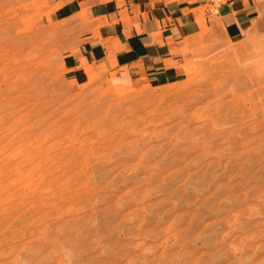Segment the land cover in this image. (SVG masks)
Segmentation results:
<instances>
[{"label": "rangeland", "instance_id": "374dc122", "mask_svg": "<svg viewBox=\"0 0 264 264\" xmlns=\"http://www.w3.org/2000/svg\"><path fill=\"white\" fill-rule=\"evenodd\" d=\"M218 1L177 77L116 87L85 12L0 0V264H264V32Z\"/></svg>", "mask_w": 264, "mask_h": 264}, {"label": "crops", "instance_id": "0c3cea01", "mask_svg": "<svg viewBox=\"0 0 264 264\" xmlns=\"http://www.w3.org/2000/svg\"><path fill=\"white\" fill-rule=\"evenodd\" d=\"M208 0H48L56 19L87 15L96 34H85L77 54L116 87L144 79L158 84L177 77L183 37L194 31V8ZM213 3V2H211ZM223 34L238 38L254 27L264 32V1L224 0L217 7ZM91 63L90 64H88ZM94 72V73H95Z\"/></svg>", "mask_w": 264, "mask_h": 264}, {"label": "bare ground", "instance_id": "6f19581e", "mask_svg": "<svg viewBox=\"0 0 264 264\" xmlns=\"http://www.w3.org/2000/svg\"><path fill=\"white\" fill-rule=\"evenodd\" d=\"M217 1H218V0H217ZM218 2H220V1H218ZM219 4H220V3H218L217 7L219 6ZM216 12H217V10H216Z\"/></svg>", "mask_w": 264, "mask_h": 264}, {"label": "built area", "instance_id": "2783aa9c", "mask_svg": "<svg viewBox=\"0 0 264 264\" xmlns=\"http://www.w3.org/2000/svg\"><path fill=\"white\" fill-rule=\"evenodd\" d=\"M211 2H213V1H211Z\"/></svg>", "mask_w": 264, "mask_h": 264}]
</instances>
